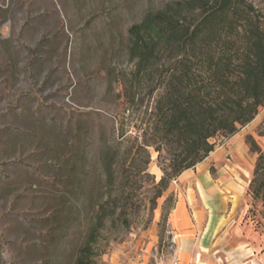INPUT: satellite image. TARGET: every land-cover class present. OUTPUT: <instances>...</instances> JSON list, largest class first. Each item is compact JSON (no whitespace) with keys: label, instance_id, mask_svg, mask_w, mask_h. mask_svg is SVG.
<instances>
[{"label":"rangeland","instance_id":"rangeland-1","mask_svg":"<svg viewBox=\"0 0 264 264\" xmlns=\"http://www.w3.org/2000/svg\"><path fill=\"white\" fill-rule=\"evenodd\" d=\"M170 1L0 0L3 264H79L97 222L88 264H143L153 240L149 264L172 252L175 193L172 181L159 184L172 154L143 132L157 93L140 88L142 107L125 99L136 63L129 28ZM247 2L264 26V0ZM216 143H247L255 170L250 143L264 151V107ZM248 197L264 226L262 198L250 186Z\"/></svg>","mask_w":264,"mask_h":264},{"label":"trees","instance_id":"trees-1","mask_svg":"<svg viewBox=\"0 0 264 264\" xmlns=\"http://www.w3.org/2000/svg\"><path fill=\"white\" fill-rule=\"evenodd\" d=\"M253 13L247 0H172L129 28L136 63L125 99L129 108L142 107L140 88L157 93L143 132L157 151L172 154L159 183L164 190L264 107V26ZM250 146L259 155L250 188L264 204V151ZM99 229L98 222L90 227L79 264H88Z\"/></svg>","mask_w":264,"mask_h":264},{"label":"crops","instance_id":"crops-1","mask_svg":"<svg viewBox=\"0 0 264 264\" xmlns=\"http://www.w3.org/2000/svg\"><path fill=\"white\" fill-rule=\"evenodd\" d=\"M255 161L247 143H225L177 177L167 213L173 250L156 264H264V229L248 197Z\"/></svg>","mask_w":264,"mask_h":264},{"label":"built area","instance_id":"built-area-1","mask_svg":"<svg viewBox=\"0 0 264 264\" xmlns=\"http://www.w3.org/2000/svg\"><path fill=\"white\" fill-rule=\"evenodd\" d=\"M172 183H173V184H177V183H178L177 178L173 179Z\"/></svg>","mask_w":264,"mask_h":264}]
</instances>
